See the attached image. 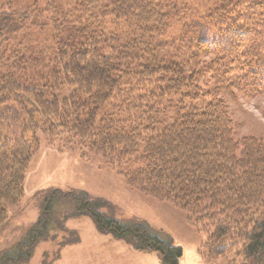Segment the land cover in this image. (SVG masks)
Returning a JSON list of instances; mask_svg holds the SVG:
<instances>
[{
  "label": "trees",
  "instance_id": "trees-1",
  "mask_svg": "<svg viewBox=\"0 0 264 264\" xmlns=\"http://www.w3.org/2000/svg\"><path fill=\"white\" fill-rule=\"evenodd\" d=\"M197 1L2 2L0 236L44 139L185 212L208 235L209 262L264 264V139L236 142L227 103L264 96V0H207L189 17ZM52 202L0 264H23L48 237ZM103 206L81 197L78 216L180 264L181 247Z\"/></svg>",
  "mask_w": 264,
  "mask_h": 264
},
{
  "label": "rangeland",
  "instance_id": "rangeland-1",
  "mask_svg": "<svg viewBox=\"0 0 264 264\" xmlns=\"http://www.w3.org/2000/svg\"><path fill=\"white\" fill-rule=\"evenodd\" d=\"M25 1L19 0L17 5L21 8ZM206 2L198 0L189 17L204 14ZM227 103L236 142L241 144L249 137L264 139V96L238 95L227 98ZM40 146L26 175L23 199L11 210L0 236V258L20 254V245L52 199L48 237L34 246L30 257L23 251V264H163L156 252L142 251L111 231L101 232L90 216H78L81 197L88 196L103 202L100 210L107 216L125 224L144 222L161 239L181 247L180 264H228L225 259L209 262L202 256L208 235L193 226L185 212L131 188L102 159L75 150L59 151L44 139Z\"/></svg>",
  "mask_w": 264,
  "mask_h": 264
}]
</instances>
